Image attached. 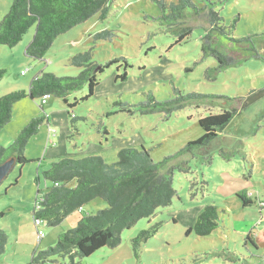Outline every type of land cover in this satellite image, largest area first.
Returning <instances> with one entry per match:
<instances>
[{
	"label": "rangeland",
	"instance_id": "374dc122",
	"mask_svg": "<svg viewBox=\"0 0 264 264\" xmlns=\"http://www.w3.org/2000/svg\"><path fill=\"white\" fill-rule=\"evenodd\" d=\"M193 1L214 7L227 26L234 25L232 32L236 37L256 34L254 43L262 58L250 57L220 71L215 79H207V69L217 63L212 57L203 59L204 31L197 28L188 39L174 44L175 38L155 19L160 14L156 0H114L108 6L105 19L96 15L58 36L41 60L26 53L36 25L16 46H0V70H4L0 97L17 90L28 91L32 80L41 72L60 77L78 75L80 70L69 65V58L93 47L94 59L100 63L121 58L120 63L100 75L94 95L82 100L88 93L86 86L70 97L71 101H79L71 109L76 127L66 104L55 96H50L43 106L40 99L29 97L14 105L12 119L0 130V143L5 146L10 145L33 118L49 117L54 111L60 112L59 119L70 132L65 140L52 146L51 137L55 132H64V128L52 122L49 127L45 121L27 144L25 153L31 161L15 166L0 184V229L8 235L0 264H32L36 252L56 245L59 235L77 226L83 215H94L108 206L98 198L85 204L83 212H72L57 226L37 224L34 211L51 185L44 179L43 172L52 162L101 155L106 162L113 163L125 147L146 148L158 162L204 134L199 125L201 117L219 113L222 107L240 108L249 91L264 88V0ZM12 3L13 0H0V8L2 5L6 8L1 19ZM104 30H114L112 41L95 42L94 35ZM123 58L129 67L125 68ZM125 69L128 79H116ZM175 88L184 93L224 97L215 98L219 101L214 102L215 106H187L168 120H163L160 114L129 116L115 112V101L137 103L148 91L158 100H168L175 97ZM105 128L108 136L104 135ZM73 134L75 137L71 138ZM207 151L212 153L211 161L208 162L205 152L198 150L196 157L190 159L188 173L175 171L176 195L169 206L159 207L152 217L142 218L125 230L119 246L102 247L87 257L76 258L75 264L262 263L263 260L253 254L264 256V247L257 239L254 240L260 248L245 238L249 232L255 235L264 228V209L261 213L259 208L260 200L264 201V97L240 112L212 140ZM239 193L250 197L252 203L243 206ZM207 205L219 208V228L205 237L194 231L188 234L187 229L195 224ZM149 228H155V233L135 249L133 238ZM69 262V258L54 257L46 264Z\"/></svg>",
	"mask_w": 264,
	"mask_h": 264
},
{
	"label": "trees",
	"instance_id": "16d2710c",
	"mask_svg": "<svg viewBox=\"0 0 264 264\" xmlns=\"http://www.w3.org/2000/svg\"><path fill=\"white\" fill-rule=\"evenodd\" d=\"M114 0H13L7 14L0 20V46H16L36 25L33 40L27 46L26 53L34 59H43L56 38L99 15L106 18L108 6ZM160 14L157 19L164 30L175 38L174 44L188 39L193 31L201 28L203 59L212 57L215 67L206 71L207 79H215L220 71L241 64L250 57L262 58L257 50L254 35L236 37L232 26L225 24L224 18L214 7L207 3L198 5L193 0H156ZM114 30H104L94 35V41H112ZM125 60V58H123ZM121 58L100 63L94 59V47L72 55L69 65L77 67L80 72L75 76H57L53 73L41 72L30 83L29 90H17L0 97V130L12 119L14 105L23 98L42 99L45 95L55 96L66 104L72 124L76 117L71 109L78 100H70L73 93L88 87V93L82 97L86 100L94 95L100 84L99 77ZM122 64L117 68L119 69ZM129 63L125 60V68ZM4 70H0V79ZM126 81L128 72L118 73L115 77ZM175 97L158 100L152 91L144 93L143 100L137 103L115 101L116 113L160 114L168 120L175 112L187 106H209L221 95H207L197 92L184 93L175 88ZM264 97V88L252 89L243 99L240 108H223L219 113H209L199 119L204 134L197 140L188 142L175 154L155 162L151 151L146 148L125 147L118 152V159L108 163L101 155H89L81 159L62 158L51 163L43 172V177L50 186L37 203L34 219L41 220L48 226L61 224L72 212L80 210L85 204L95 199L108 203L94 215H83L77 226L59 235L56 245L36 252L32 256V264H46L52 258L70 259L68 264H75L76 258L91 255L98 249L108 246L115 248L122 242V233L130 229L142 218H150L159 207L169 206L176 195L173 177L178 169L188 173L191 170L190 159L196 152H205L206 159L212 160V153L207 151L213 139L225 130L234 118L250 105ZM211 98V100H206ZM221 103V102H220ZM42 105V104H41ZM43 106V105H42ZM215 106V105H214ZM70 110V111H69ZM47 121L46 116L33 118L8 146L0 143V164L14 159L15 166L24 165L31 160L26 156V147L30 139L36 135ZM73 127H76L73 124ZM104 135L109 132L105 128ZM75 137V134L70 136ZM108 140V138H107ZM224 155V153H222ZM14 166V167H15ZM75 184L72 185L71 183ZM243 205L252 203L250 197L239 193ZM264 202H261L262 204ZM262 208V205H260ZM264 208H262L263 210ZM3 215V214H1ZM220 226V211L215 205H207L198 215L195 224L187 229L201 237L212 234ZM155 233V228L145 229L133 238L134 247L147 241ZM8 235L0 229V255L5 252ZM257 239L264 247L263 236L249 232L245 240L260 248ZM263 260L264 256L253 254ZM82 264V263H78Z\"/></svg>",
	"mask_w": 264,
	"mask_h": 264
},
{
	"label": "crops",
	"instance_id": "0c3cea01",
	"mask_svg": "<svg viewBox=\"0 0 264 264\" xmlns=\"http://www.w3.org/2000/svg\"><path fill=\"white\" fill-rule=\"evenodd\" d=\"M9 2L7 3V6H6V8L7 7H9ZM3 5H2V7L0 8V19H1V17H2V15H3V13H5V9H6ZM47 101H48V99H47ZM45 104H47V102L45 103ZM44 104V105H45ZM67 113H68V111H67ZM59 114H60V112H56V111H54L52 114H51V116H47L46 114V117H47V125L50 127L52 124H51V122L52 123H55L56 125H61V126H63V128H64V132H62L61 134H58V133H54L53 134V136L51 137V139H53V141H52V146L53 145H55L56 144V142L58 141V143H61L63 140H65V137H67V135L69 134V130H68V128L66 127V124L64 123V122H61V120L59 119ZM68 115H69V113H68ZM68 130V131H67ZM49 135H50V131H49ZM66 143V142H65ZM66 151L67 152H69V150H68V148L66 149ZM65 151V152H66ZM66 152V153H67ZM80 151H75L74 153H79ZM71 153V152H70ZM73 153V152H72ZM261 202H264L263 200H260ZM260 202V203H261ZM243 204V203H242ZM244 206V205H243ZM260 208V211H261V213H262V208L261 207H259ZM258 236L260 235V236H263V239H264V228L263 229H261L260 231H258Z\"/></svg>",
	"mask_w": 264,
	"mask_h": 264
},
{
	"label": "water",
	"instance_id": "95a60500",
	"mask_svg": "<svg viewBox=\"0 0 264 264\" xmlns=\"http://www.w3.org/2000/svg\"><path fill=\"white\" fill-rule=\"evenodd\" d=\"M15 166V160L11 159L0 164V184L6 179Z\"/></svg>",
	"mask_w": 264,
	"mask_h": 264
},
{
	"label": "built area",
	"instance_id": "2783aa9c",
	"mask_svg": "<svg viewBox=\"0 0 264 264\" xmlns=\"http://www.w3.org/2000/svg\"><path fill=\"white\" fill-rule=\"evenodd\" d=\"M49 98L48 95H45L40 101H41V104L44 105L46 102H47V99ZM262 205V208H264V203L261 204ZM264 212V210H263ZM262 217H264V215H262ZM36 223L37 224H40L42 223L41 220H36ZM42 235V234H41ZM41 235H40V238H41Z\"/></svg>",
	"mask_w": 264,
	"mask_h": 264
}]
</instances>
